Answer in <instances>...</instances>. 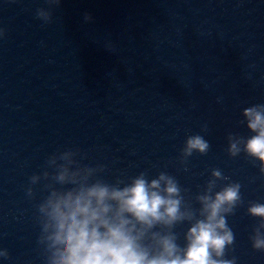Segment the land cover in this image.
<instances>
[{"label":"water","instance_id":"1","mask_svg":"<svg viewBox=\"0 0 264 264\" xmlns=\"http://www.w3.org/2000/svg\"><path fill=\"white\" fill-rule=\"evenodd\" d=\"M41 7L0 0V248L11 254L0 264H45L36 206L47 193L42 183L30 200L25 189L69 148L103 165L108 182L167 172L197 209L211 170H222L245 202L228 217V258L264 264L249 239L259 221L246 214L249 201L264 203V176L227 152L229 133L252 135L243 110L264 104V0H62L47 24ZM195 134L211 148L185 171L181 149ZM188 227L176 229L181 245Z\"/></svg>","mask_w":264,"mask_h":264},{"label":"clouds","instance_id":"2","mask_svg":"<svg viewBox=\"0 0 264 264\" xmlns=\"http://www.w3.org/2000/svg\"><path fill=\"white\" fill-rule=\"evenodd\" d=\"M45 2L48 7L38 8L36 17L47 24L62 0ZM85 20L91 16L86 14ZM6 37L7 30L0 28V40ZM242 116L241 124L252 135L229 133L228 155L235 159L243 154L258 162L264 176V104L245 108ZM201 131L207 133V125ZM210 148L204 135L188 136L180 153L184 170L194 154L207 155ZM84 158L79 149L69 148L50 156L42 173L29 178L25 192L30 200L42 183L47 193L36 206L37 244L45 264H238L234 255L228 258L236 238L228 217L245 202L241 184L222 170H211L194 197L197 209L189 190L167 172L152 179L141 172L108 182L102 175L105 167L84 165ZM246 214L259 221L249 239L254 251L264 253V203L249 201ZM184 224L189 227L181 245L176 229ZM10 259L9 250L0 248V260Z\"/></svg>","mask_w":264,"mask_h":264}]
</instances>
